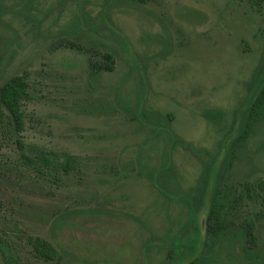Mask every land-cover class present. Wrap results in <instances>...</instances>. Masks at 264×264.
<instances>
[{
	"label": "rangeland",
	"instance_id": "rangeland-1",
	"mask_svg": "<svg viewBox=\"0 0 264 264\" xmlns=\"http://www.w3.org/2000/svg\"><path fill=\"white\" fill-rule=\"evenodd\" d=\"M108 52L112 72L99 68ZM263 60L264 7L248 0H0V86L22 76L30 91L22 144L0 127V228L15 264H178L181 194L217 156ZM241 152L225 180L253 198L230 218L233 230L252 221L264 260V129ZM43 153L75 166L28 161ZM31 238L58 257H39ZM228 248L204 260L253 264Z\"/></svg>",
	"mask_w": 264,
	"mask_h": 264
},
{
	"label": "trees",
	"instance_id": "trees-1",
	"mask_svg": "<svg viewBox=\"0 0 264 264\" xmlns=\"http://www.w3.org/2000/svg\"><path fill=\"white\" fill-rule=\"evenodd\" d=\"M248 1L258 10L264 7V0ZM104 59L106 63L99 64L100 70L112 72L115 64L113 53L108 52ZM29 100L28 82L22 76H15L0 86V127L8 123L18 145L22 144L20 133L25 125L23 107ZM262 129H264V60L248 84L247 94L233 115L230 129L220 144L217 156L206 166L198 186L188 193L181 194L183 196L181 201L185 202L188 209L189 221L185 234L182 232L178 239L177 249L180 253L179 257L175 258L178 264H204L206 261L211 264L214 260L204 259L210 258L209 255L219 256L221 250L229 249L228 247L236 243L241 244L242 255L248 261L253 264H264L262 256L256 252L255 226L252 221L244 219L238 230H233L231 222L232 216L239 212L245 200L247 198L252 200V191L245 186L242 196L239 188L228 186L225 180L226 171L239 158L247 143L260 134ZM183 146L190 148L185 143ZM75 160V157L67 154L57 156L51 153H43L36 161L28 158L35 166H46L67 173L74 168ZM171 168L170 165L164 164L159 171L163 175H169ZM148 176L161 192L167 193L163 184H159L154 175ZM262 190L264 191V185ZM30 242L39 257L47 261L58 257L56 249L46 241L31 238ZM0 254L6 264H15L17 261L12 255V244L4 237L1 228Z\"/></svg>",
	"mask_w": 264,
	"mask_h": 264
}]
</instances>
